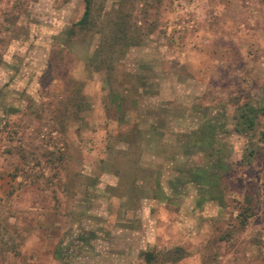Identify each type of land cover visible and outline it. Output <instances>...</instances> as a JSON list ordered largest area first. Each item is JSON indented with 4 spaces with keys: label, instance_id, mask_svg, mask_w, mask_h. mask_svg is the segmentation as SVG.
Instances as JSON below:
<instances>
[{
    "label": "rangeland",
    "instance_id": "374dc122",
    "mask_svg": "<svg viewBox=\"0 0 264 264\" xmlns=\"http://www.w3.org/2000/svg\"><path fill=\"white\" fill-rule=\"evenodd\" d=\"M84 5L0 0V264H264V0Z\"/></svg>",
    "mask_w": 264,
    "mask_h": 264
},
{
    "label": "trees",
    "instance_id": "16d2710c",
    "mask_svg": "<svg viewBox=\"0 0 264 264\" xmlns=\"http://www.w3.org/2000/svg\"><path fill=\"white\" fill-rule=\"evenodd\" d=\"M84 1H85L84 12L81 18L72 25L73 28H71L69 31L71 34L75 33L74 31L75 27H77L80 30H83V29H87L89 25L94 23L92 0H84ZM116 22H117L115 23L116 25L119 24L118 21ZM126 24H127V20H124V18H121V25L118 27L119 29L116 30L117 33L115 32V36L116 35L118 36L116 38L117 40H122L123 38L126 37V34H127L125 31V28L127 27ZM128 28L129 27H127L126 30H128ZM119 33L122 34V37H119L120 35ZM253 123H254V120L250 118L248 126H252ZM224 168H225V163L220 158H217L215 162L211 165L210 172L208 173V175L204 176L203 173H205V171L203 169H197L195 173L192 174V181L198 183L200 186H203V187H207V188L212 187V185L210 184L211 182L210 180L219 178ZM150 256L153 257L152 254L150 253H147L145 255L146 263L151 262Z\"/></svg>",
    "mask_w": 264,
    "mask_h": 264
},
{
    "label": "crops",
    "instance_id": "0c3cea01",
    "mask_svg": "<svg viewBox=\"0 0 264 264\" xmlns=\"http://www.w3.org/2000/svg\"><path fill=\"white\" fill-rule=\"evenodd\" d=\"M154 145H155V143H154ZM153 149H154V147H153ZM157 153H158V152H157ZM157 153L155 152V155H157ZM155 155H154V153H152V152L150 153V157L155 156Z\"/></svg>",
    "mask_w": 264,
    "mask_h": 264
}]
</instances>
